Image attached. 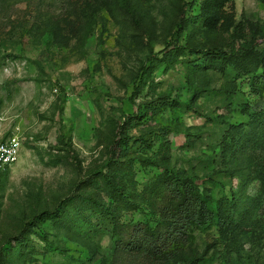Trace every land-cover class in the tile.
<instances>
[{
    "label": "rangeland",
    "instance_id": "obj_1",
    "mask_svg": "<svg viewBox=\"0 0 264 264\" xmlns=\"http://www.w3.org/2000/svg\"><path fill=\"white\" fill-rule=\"evenodd\" d=\"M123 1L0 0V264H264V0Z\"/></svg>",
    "mask_w": 264,
    "mask_h": 264
},
{
    "label": "trees",
    "instance_id": "obj_2",
    "mask_svg": "<svg viewBox=\"0 0 264 264\" xmlns=\"http://www.w3.org/2000/svg\"><path fill=\"white\" fill-rule=\"evenodd\" d=\"M123 2L125 4V6L127 7V9L130 11V13L132 15H134V12L131 10L130 5L127 2V0H124ZM256 43L264 45V34L256 41ZM218 57H219L220 60H222L220 55ZM258 63L261 64V65L264 64V57L259 58V62ZM217 169H220V168H217ZM4 173H6V172H0V176L3 175ZM191 207H193V206H191L190 204H187V210L188 211H189V209ZM196 207H197L198 211L194 208L195 212H193L192 214H190V216H188L186 218L187 221L189 219H191V218H194L195 220L202 222L205 218H208V217L214 215V212H211L208 209L206 200L198 201L197 204H196ZM219 213H220V216L222 218V219L220 218V224L222 226H224L225 229L229 230L231 233H234L235 232L236 223L231 218H229V216L227 214V210H224L222 208Z\"/></svg>",
    "mask_w": 264,
    "mask_h": 264
},
{
    "label": "built area",
    "instance_id": "obj_3",
    "mask_svg": "<svg viewBox=\"0 0 264 264\" xmlns=\"http://www.w3.org/2000/svg\"><path fill=\"white\" fill-rule=\"evenodd\" d=\"M21 149L22 139L19 134L0 137V172H7L19 161Z\"/></svg>",
    "mask_w": 264,
    "mask_h": 264
}]
</instances>
